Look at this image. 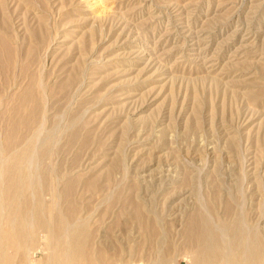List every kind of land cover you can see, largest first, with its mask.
Returning a JSON list of instances; mask_svg holds the SVG:
<instances>
[{
  "label": "rangeland",
  "instance_id": "obj_1",
  "mask_svg": "<svg viewBox=\"0 0 264 264\" xmlns=\"http://www.w3.org/2000/svg\"><path fill=\"white\" fill-rule=\"evenodd\" d=\"M0 264H264V0H0Z\"/></svg>",
  "mask_w": 264,
  "mask_h": 264
},
{
  "label": "water",
  "instance_id": "obj_2",
  "mask_svg": "<svg viewBox=\"0 0 264 264\" xmlns=\"http://www.w3.org/2000/svg\"><path fill=\"white\" fill-rule=\"evenodd\" d=\"M203 231L205 232L204 233L205 237H203L202 243H204L205 245H209V244L213 243L215 241V239L213 237H210V236L206 235V231H207V226L206 225H204ZM237 241H239V242L241 241L240 236L237 237Z\"/></svg>",
  "mask_w": 264,
  "mask_h": 264
}]
</instances>
